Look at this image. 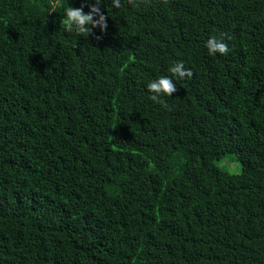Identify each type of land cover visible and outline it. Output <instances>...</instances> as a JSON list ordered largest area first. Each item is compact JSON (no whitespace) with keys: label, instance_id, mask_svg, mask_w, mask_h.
Here are the masks:
<instances>
[{"label":"trees","instance_id":"1","mask_svg":"<svg viewBox=\"0 0 264 264\" xmlns=\"http://www.w3.org/2000/svg\"><path fill=\"white\" fill-rule=\"evenodd\" d=\"M95 2L0 0V264H264V0Z\"/></svg>","mask_w":264,"mask_h":264},{"label":"clouds","instance_id":"2","mask_svg":"<svg viewBox=\"0 0 264 264\" xmlns=\"http://www.w3.org/2000/svg\"><path fill=\"white\" fill-rule=\"evenodd\" d=\"M131 2V0H129ZM112 6L115 8L121 7V0H112ZM98 17V19H96ZM107 18L100 10V0H96L95 5L90 7L89 12L86 14L83 11V6L80 8H74L69 6L65 10V18L62 19L63 24L67 32L75 30L78 34H90L92 29L99 27L100 30L106 31L107 29ZM227 34L220 33L219 37L212 36L206 42V48L210 55L219 53L221 55H227L229 52L228 44L225 42ZM169 72L173 76L179 79L185 77L191 78L193 73L190 69L184 67L183 62H177L169 68ZM149 92L153 93L150 99L159 102L161 94L165 96H172L177 91L176 84L169 77L161 76L158 80L150 82L148 85Z\"/></svg>","mask_w":264,"mask_h":264},{"label":"rangeland","instance_id":"3","mask_svg":"<svg viewBox=\"0 0 264 264\" xmlns=\"http://www.w3.org/2000/svg\"><path fill=\"white\" fill-rule=\"evenodd\" d=\"M230 163H233V162H232L231 159H228L225 163H223V164L221 165V168H222L223 170L227 171L228 173L233 174V175H238V174H240V172H241V171H240V166L237 165V164H235V163H233V164L236 165V167L234 168L233 165H232V166H229Z\"/></svg>","mask_w":264,"mask_h":264}]
</instances>
